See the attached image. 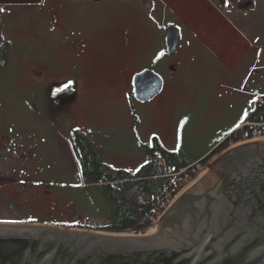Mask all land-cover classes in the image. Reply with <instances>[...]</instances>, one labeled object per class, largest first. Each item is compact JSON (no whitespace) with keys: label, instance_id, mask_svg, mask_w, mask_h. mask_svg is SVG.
Instances as JSON below:
<instances>
[{"label":"flooded vegetation","instance_id":"1","mask_svg":"<svg viewBox=\"0 0 264 264\" xmlns=\"http://www.w3.org/2000/svg\"><path fill=\"white\" fill-rule=\"evenodd\" d=\"M21 19L22 34L15 35L9 29ZM169 32L181 35L174 53L169 51ZM175 36L171 39L176 40ZM20 43L30 47L23 50ZM136 50H141L139 58L144 64L128 76L133 58L127 54ZM94 60L115 68L119 85L126 86L125 95L136 101L134 75L146 67H169L170 79L160 72L165 86L150 103L164 95L171 80L177 78L179 67H226L235 99L247 102L248 114L253 113L264 100V0H0V73L20 66L15 89L24 94L27 106L18 107L12 94L7 99L16 108L10 113L18 116H0L1 191L22 186L27 192L23 176H31L30 169L39 166L46 173L54 167L49 159L53 136L43 125L42 129L37 127L36 118L29 114L32 112L63 137L72 174L86 179L82 186H94L99 195L111 199L106 185L109 181H96V169L102 176L130 173L125 167L105 162L102 140L96 132L108 126L89 122L69 126L67 122L83 106L89 111L92 108L86 86L95 70ZM30 127L33 130L28 131ZM230 134L197 155L199 159L215 158ZM149 161L156 167L153 159ZM144 165L136 172L137 179L148 175ZM54 181H38L49 186L37 189L25 200L39 209L16 222L84 229L92 226L76 210L77 202L68 192L52 189ZM23 189L16 191L20 199L25 196ZM19 202V206L28 207Z\"/></svg>","mask_w":264,"mask_h":264},{"label":"rangeland","instance_id":"2","mask_svg":"<svg viewBox=\"0 0 264 264\" xmlns=\"http://www.w3.org/2000/svg\"><path fill=\"white\" fill-rule=\"evenodd\" d=\"M17 23L14 22L15 27L9 30L15 35H21L19 30H22L23 19ZM18 45L23 50L30 47L22 43ZM139 52L141 50H136L131 55L128 51L127 56L133 58L129 71H126L128 76L133 70L143 67L144 63L139 58ZM125 54L126 51H124ZM47 58L49 57H45L46 60ZM92 67L95 70L86 86L89 93V106L92 108L89 111L86 106H83L79 113L74 116L71 114L67 122L69 126L78 122L102 123L108 126L96 132L102 140L106 164L125 167L134 175L150 159H153L156 165L165 168L168 166L166 155L162 154L161 149L157 148L156 141L153 140L155 136L160 140L162 149L171 154L197 156L212 148L223 135L234 129L248 115L247 102L235 99L233 80L226 67L217 65L179 67L177 78H174V81L171 80L164 95L151 103H141L132 96H126L124 93L126 86L119 85V74L115 68L99 60H94ZM19 69L20 66L13 65L0 73L1 117L10 119L18 116L10 113L13 107L16 108L14 106L16 104H11V101L7 99L12 94L17 99L18 107H27L24 94L15 89ZM156 69L168 80L170 79L169 67L159 66ZM3 98H6V102ZM32 113L29 114L36 118L34 120L37 127L42 129L44 126L48 134L53 136L54 141L49 144V159L52 160L54 167L46 173H43L39 166L30 169L29 172L32 175L23 176L26 179L27 192L22 186H8L2 189L3 191L0 190V221L16 222L30 213H35L39 206L26 201L25 198L31 197L37 189L44 190L49 186L48 183L39 184V180L44 179L48 182L49 178H52L56 180L50 183L52 189L68 192L77 202L76 210L89 224L92 226L108 224L115 213L113 202L99 195L94 186L81 185L86 182V179L72 174L73 169L66 153L63 137L56 134L51 123L43 124L40 116ZM67 122L62 121L61 124L66 125ZM28 129V131L33 130L32 127ZM249 141H241L231 146ZM213 159L207 160L209 162L205 164H201L200 159L195 163L192 171L196 172V175L190 176L187 186L208 170ZM172 171V173H179ZM55 172L60 174L57 173L55 176L53 175ZM7 178L10 179L11 176ZM22 189L25 196L20 199L21 195L16 191ZM18 202L27 204L28 207H21ZM40 209H43V206ZM43 211L46 213V207ZM85 229L106 231L93 227Z\"/></svg>","mask_w":264,"mask_h":264},{"label":"water","instance_id":"3","mask_svg":"<svg viewBox=\"0 0 264 264\" xmlns=\"http://www.w3.org/2000/svg\"><path fill=\"white\" fill-rule=\"evenodd\" d=\"M174 36L169 32L170 53L181 35ZM164 86L151 67L133 77L141 103ZM150 230L0 221V264H264V139L219 152Z\"/></svg>","mask_w":264,"mask_h":264},{"label":"trees","instance_id":"4","mask_svg":"<svg viewBox=\"0 0 264 264\" xmlns=\"http://www.w3.org/2000/svg\"><path fill=\"white\" fill-rule=\"evenodd\" d=\"M262 101L257 104L254 112L248 114L239 124V127L228 132L231 134L219 151L243 141L244 135L246 133L250 135L254 128H262L264 132V100ZM156 144L158 145L157 148L161 149L162 154L166 155L168 168L161 165L154 167L153 163L149 161L143 168V171H149L148 175L142 179H137V175L125 172H120L118 175L102 176L101 171L96 169V181H109L106 185L110 200L114 204L115 213L110 218L109 224L87 228H99L116 233L147 232L154 224L156 207L167 198L165 188H168V192L175 198L188 185V181L185 179L178 182L177 177H184L186 173H190V176L194 177L196 172L192 171V168H195V163L199 157L183 156L181 153L171 154L162 149L159 139L156 140ZM207 162V159L200 160L201 164ZM172 170L175 172L183 170V173L178 176L170 175Z\"/></svg>","mask_w":264,"mask_h":264},{"label":"built area","instance_id":"5","mask_svg":"<svg viewBox=\"0 0 264 264\" xmlns=\"http://www.w3.org/2000/svg\"><path fill=\"white\" fill-rule=\"evenodd\" d=\"M264 138V132H263V129L262 128H254L251 132V134L249 135V133H246L244 135V140L243 141H253V140H257V139H262ZM170 172V175H180L181 173H183V170L180 171L178 174L176 173H172ZM200 177V176H199ZM198 177V178H199ZM197 178V179H198ZM182 179H185V181H188V183L190 182V173H186L184 175V177H177V180L178 182H181ZM197 179H194L193 182H195ZM192 182V183H193ZM191 183V184H192ZM186 188V187H185ZM166 192H167V198L160 204L156 207L155 209V212H156V217H155V220H154V224L152 225L151 228H153L156 223L158 222L160 216L163 214V212L169 207V205L174 201V199L176 198H173L172 195L168 192V188H165ZM150 228V229H151Z\"/></svg>","mask_w":264,"mask_h":264},{"label":"bare ground","instance_id":"6","mask_svg":"<svg viewBox=\"0 0 264 264\" xmlns=\"http://www.w3.org/2000/svg\"><path fill=\"white\" fill-rule=\"evenodd\" d=\"M203 175V174H202Z\"/></svg>","mask_w":264,"mask_h":264}]
</instances>
